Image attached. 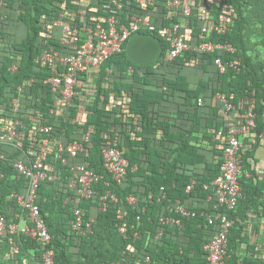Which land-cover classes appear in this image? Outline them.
<instances>
[{
	"label": "trees",
	"instance_id": "16d2710c",
	"mask_svg": "<svg viewBox=\"0 0 264 264\" xmlns=\"http://www.w3.org/2000/svg\"><path fill=\"white\" fill-rule=\"evenodd\" d=\"M101 1L0 0V215L8 221L22 215L13 194L23 195L28 181L14 164H27L33 159L43 138L38 127L49 125L57 136L63 134L64 144L79 141L85 149L75 158L62 153L67 159L64 165L55 159L56 149L49 151L44 169L47 178L36 191L55 264H68V247L75 242L86 264H208L203 246L218 231V224L209 225L199 214L213 212L203 185L219 175L222 163V142L214 139L219 130L226 132L243 122L248 111L246 102L252 99L256 127L247 140H255L242 155V197L234 210L220 212L234 221L228 234L226 264H258L239 259L235 251L239 243L246 242L242 238L245 224L252 217L264 215V177H259L254 166V153L264 138V0H185L193 8L188 18L181 17L179 8L161 5L163 0L146 5L142 11L150 12L159 28L143 32L159 39L160 58L149 65L133 64L124 44L119 53L90 74L94 80L91 86L85 84L87 74H80L77 95L66 109V117L57 113L63 114L57 108L56 113L49 114L54 95L47 79L62 75L64 66L55 58L43 59V50L72 54L83 41V25L106 16ZM123 3L125 15L135 13V0ZM203 4L209 6L213 23L228 27L225 34H214L208 40L230 45L235 51L199 54L189 50L164 62L173 23L183 24L189 40L197 41L198 7ZM60 15L63 23L78 31L71 32L64 44L59 41V29L50 33L43 28L46 23L52 27ZM217 58L227 64L224 72L218 70ZM237 60L238 66L229 65ZM88 92L93 96L86 95ZM217 95L234 107L227 112L229 116L238 112L242 118L227 122ZM130 115L134 123L127 122ZM15 120L19 121L17 139L9 135ZM115 135L116 147L124 151L131 166H137L121 183L111 179L102 163V146ZM85 164L101 179L93 185L97 195L79 205L84 209V220H92L91 233L80 236L70 225L75 190L69 184L72 169ZM191 180H195L194 189L186 193ZM107 191L118 202L107 201L105 211H101L99 199ZM149 194H165V199L149 204ZM128 195L138 199L135 206L126 204ZM176 200L197 216L182 218L180 228L161 225L160 216L167 215L166 207ZM119 209L126 211V235H118L116 230ZM160 231L162 234L156 237ZM9 239L20 244L19 254L34 251L40 264L42 252L34 240L14 235L5 238V243Z\"/></svg>",
	"mask_w": 264,
	"mask_h": 264
},
{
	"label": "built area",
	"instance_id": "2783aa9c",
	"mask_svg": "<svg viewBox=\"0 0 264 264\" xmlns=\"http://www.w3.org/2000/svg\"><path fill=\"white\" fill-rule=\"evenodd\" d=\"M124 0H103L101 8L104 10L105 17L94 21L92 24H84L82 34V43L78 48L74 49L70 55H60L59 52L48 49L43 50L42 58L50 61L55 58L64 66V73L59 76L49 77L47 82L50 86L51 93L54 95L53 108L49 109V114H54L55 108L63 110L57 112L62 116H67L66 109L70 106L72 100L76 97V86L79 85L80 74H87L85 84L88 86L90 78L97 67H99L110 56L119 53L122 46L126 44L128 39L136 33L150 34L143 31L152 32L156 30L158 24L153 22L152 14L148 11H142L144 7L156 0H135L137 5L135 13L124 14ZM206 2V1H205ZM167 9L179 8L182 18H188L192 15L193 8L188 1L185 0H163L161 3ZM124 14V17L121 16ZM154 17V16H153ZM60 19L56 20L52 27H47V23L43 28H47L48 32L52 33L55 28L59 29V41L64 44L67 36L71 32H78L77 28L73 29L67 23H63ZM199 22V32L197 41L192 42L182 30L183 24L173 23L170 27L173 29L170 46L163 56L164 62H170L182 53L192 50L199 54L212 53L216 50H222L226 53H233L235 49L230 45L222 46L208 40L214 34L223 35L227 32L228 27L224 24L219 25L211 21V12L208 5H200L197 14ZM171 21L172 17H168ZM185 27V26H184ZM54 56V57H53ZM215 64L220 72H224L225 66L220 58L215 60ZM230 66H238L239 61H234ZM129 73L133 70L130 68ZM89 75V76H88ZM223 104L221 114L230 120L242 118L238 112H234L232 116L227 114L228 111H233V106L229 104L223 97L217 95L215 97ZM248 111L243 122L238 125H232L229 130L224 132L219 130L217 137L225 140L222 152V163L220 166L219 175L209 184L203 185V190L208 193L206 201L213 203L212 214L201 212L199 217H205L209 225L218 224V231L211 234L208 241L203 246V251L206 254L208 264H226L228 234L233 226L234 221L220 210L232 211L235 209L238 200L242 197V189L239 183V178L242 174V154L243 142L240 137L249 136L255 129V113L254 100L246 102ZM19 121L15 120L12 128L9 130V135L17 139L18 133L16 127ZM38 133L42 134L43 138L39 143L38 150L32 160L27 164L19 161L15 162L14 169L18 174L25 177L28 181L27 190L23 195L13 194L17 205L21 208L22 219L24 225L8 221L0 215V238L5 239L8 236L24 235L31 240H34L39 246L41 253L40 264H55V253L50 248L51 237L47 229L44 219L40 215V210L37 204V188L41 181L47 178L45 169V161L48 159L49 151L56 149L55 159H59L61 164H66L67 159L61 154L65 153L68 158H75L85 151L83 144L79 141H70L64 144L61 140L63 134L57 136L54 129L49 125L39 126ZM35 134V133H34ZM216 137V138H217ZM217 138V139H218ZM117 135L107 139L102 146V163L106 172L111 176V179L116 183H121L127 175V172L136 171L137 166H131L129 161L124 157V151L118 149ZM72 178L69 187L75 190L73 203V220L71 229L80 236H85L91 233L92 220H84V209L79 207L82 201L91 200L97 195L93 185L97 184L101 176L92 172L88 165H78L74 167ZM195 180H191L186 186L185 192L190 193L194 189ZM165 199V194L160 197L149 194L147 203H161ZM101 211H105L107 201L117 203L116 196L109 191L105 195L100 196ZM138 199L133 195H128L126 204L135 206ZM167 215H162L159 218V223L163 226L170 225L175 228L181 227L182 218H194L197 213L188 208L178 200L166 207ZM126 211L119 209L116 211V230L118 235H126L128 225L125 220ZM20 217V218H21ZM138 219V218H137ZM162 234L160 231L156 237ZM137 237V233L134 234ZM12 249L17 250L16 243L9 239L7 242ZM148 260V259H147Z\"/></svg>",
	"mask_w": 264,
	"mask_h": 264
},
{
	"label": "crops",
	"instance_id": "0c3cea01",
	"mask_svg": "<svg viewBox=\"0 0 264 264\" xmlns=\"http://www.w3.org/2000/svg\"><path fill=\"white\" fill-rule=\"evenodd\" d=\"M88 81V86H91L94 81L93 77L88 78ZM86 95L93 96V92H88ZM126 118L128 119L127 122L134 123L133 115H130ZM227 119L228 118H225L227 122L231 121L230 119ZM129 135L133 134L129 133ZM129 135L128 137L130 138ZM247 137L248 136L240 137L241 141L243 142V152L248 148H252L250 144L254 143L255 140L251 139V136L249 137V140H247ZM132 138L134 137H131L130 140H133ZM216 139H214V142H222V147L225 145V141L222 139ZM245 141H248L247 147L244 144ZM254 158L257 161V163L254 165L256 167L257 174L260 178H263L264 138H261L260 145H258V148L254 153ZM13 221H15L14 223L20 224L21 226H23L25 223L23 222L24 220L22 217L17 220L13 219ZM242 238L245 239L246 242L239 243V246L235 251V254H237L239 259L254 261L255 263L258 262V264H260L261 261L264 262V215H261L260 217H252L251 221L245 224V230L242 234ZM16 246L18 248L17 250H15L13 247L11 249L9 244L5 243L4 239H0V264H39V262L36 261V258H34V251L30 250L27 253L19 254V252H21L20 244L16 243ZM89 251H91V249H88V252ZM68 253L70 256V258L66 260L68 264H86V261L82 260L78 255L79 249L76 242L72 244L71 247H68Z\"/></svg>",
	"mask_w": 264,
	"mask_h": 264
},
{
	"label": "water",
	"instance_id": "95a60500",
	"mask_svg": "<svg viewBox=\"0 0 264 264\" xmlns=\"http://www.w3.org/2000/svg\"><path fill=\"white\" fill-rule=\"evenodd\" d=\"M125 54L133 64L149 65L162 54V45L152 34H133L125 45Z\"/></svg>",
	"mask_w": 264,
	"mask_h": 264
},
{
	"label": "clouds",
	"instance_id": "9594fccd",
	"mask_svg": "<svg viewBox=\"0 0 264 264\" xmlns=\"http://www.w3.org/2000/svg\"><path fill=\"white\" fill-rule=\"evenodd\" d=\"M143 34V33H142Z\"/></svg>",
	"mask_w": 264,
	"mask_h": 264
}]
</instances>
